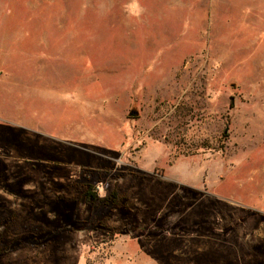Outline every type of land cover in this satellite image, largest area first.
<instances>
[{
	"label": "rangeland",
	"instance_id": "obj_1",
	"mask_svg": "<svg viewBox=\"0 0 264 264\" xmlns=\"http://www.w3.org/2000/svg\"><path fill=\"white\" fill-rule=\"evenodd\" d=\"M0 264H264V0H0Z\"/></svg>",
	"mask_w": 264,
	"mask_h": 264
},
{
	"label": "trees",
	"instance_id": "obj_2",
	"mask_svg": "<svg viewBox=\"0 0 264 264\" xmlns=\"http://www.w3.org/2000/svg\"><path fill=\"white\" fill-rule=\"evenodd\" d=\"M85 198L86 202L96 203V202H102L104 204H115L116 202V194L114 192H111L106 198L100 199L98 194L93 191V188L91 186L85 187Z\"/></svg>",
	"mask_w": 264,
	"mask_h": 264
},
{
	"label": "water",
	"instance_id": "obj_3",
	"mask_svg": "<svg viewBox=\"0 0 264 264\" xmlns=\"http://www.w3.org/2000/svg\"><path fill=\"white\" fill-rule=\"evenodd\" d=\"M131 115H136V113L135 112H132Z\"/></svg>",
	"mask_w": 264,
	"mask_h": 264
}]
</instances>
